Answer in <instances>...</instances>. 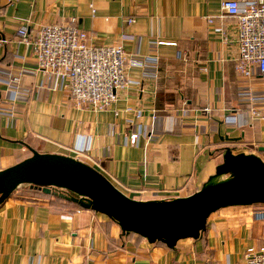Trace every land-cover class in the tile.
<instances>
[{
    "label": "crops",
    "instance_id": "1",
    "mask_svg": "<svg viewBox=\"0 0 264 264\" xmlns=\"http://www.w3.org/2000/svg\"><path fill=\"white\" fill-rule=\"evenodd\" d=\"M222 2L0 0V109H7L0 110V170L32 149L64 154L90 164L128 196L150 200L201 189L226 147L264 159V120L251 116L240 94L249 88L238 84L236 19L221 15ZM73 18L92 44H121L147 62L129 65L131 85L105 111L79 107L68 90L56 89L31 47L18 40L20 25L35 36ZM21 72V83L8 82ZM255 80L252 90L261 97L264 86ZM231 113L239 126L224 122ZM24 186L0 205V264H242L249 247L264 248V205L221 208L199 238L170 246Z\"/></svg>",
    "mask_w": 264,
    "mask_h": 264
},
{
    "label": "water",
    "instance_id": "2",
    "mask_svg": "<svg viewBox=\"0 0 264 264\" xmlns=\"http://www.w3.org/2000/svg\"><path fill=\"white\" fill-rule=\"evenodd\" d=\"M24 184L47 193L54 187L64 189L68 194L61 195L67 200L105 214L124 232L136 233L150 243L175 246L182 239L199 238L211 214L221 208L264 204V159L226 147L216 172L198 191L172 199L139 200L78 158L32 149L31 156L0 170V205Z\"/></svg>",
    "mask_w": 264,
    "mask_h": 264
},
{
    "label": "built area",
    "instance_id": "3",
    "mask_svg": "<svg viewBox=\"0 0 264 264\" xmlns=\"http://www.w3.org/2000/svg\"><path fill=\"white\" fill-rule=\"evenodd\" d=\"M221 15L236 19L238 84L241 88H249L240 94L246 98L251 116L264 120V91L258 97L252 90L256 85L255 77L260 78L264 86V0H223ZM206 19L217 26L213 16ZM75 23L73 18L70 22L45 25L35 36L26 25H20L17 27L18 40L31 47L39 68L56 89L68 90L79 107L105 111L131 85L129 65H146L147 62L139 55H129L121 44H92L87 32ZM124 38L134 37L125 35ZM21 75L22 72L7 80L9 83H21ZM0 110L7 113L4 107ZM8 113L14 118L13 111ZM142 115L138 110L137 120ZM224 122L233 126L241 124L239 115L232 113L225 116ZM129 139L136 145L139 133H131ZM242 264H264V248L249 247Z\"/></svg>",
    "mask_w": 264,
    "mask_h": 264
},
{
    "label": "trees",
    "instance_id": "4",
    "mask_svg": "<svg viewBox=\"0 0 264 264\" xmlns=\"http://www.w3.org/2000/svg\"><path fill=\"white\" fill-rule=\"evenodd\" d=\"M29 186L31 188H33V189L40 190V192L42 194H44V195H47V196H55V198L67 200L64 196L61 195L62 193L63 194H68V192L65 191L64 189H59V188L54 187V188H52V192L51 193H47L43 189H41L39 186H31V185H29ZM68 202H72V203L76 204L78 207L83 208L81 205H79L78 203H75V202H73L71 200H68ZM254 205H264V204L259 203V204H254ZM128 233H130V232H128ZM157 243H163V242H157Z\"/></svg>",
    "mask_w": 264,
    "mask_h": 264
},
{
    "label": "rangeland",
    "instance_id": "5",
    "mask_svg": "<svg viewBox=\"0 0 264 264\" xmlns=\"http://www.w3.org/2000/svg\"><path fill=\"white\" fill-rule=\"evenodd\" d=\"M248 131V130H247ZM226 178V177H225ZM24 187H26V186H24V185H21L18 189H20V188H24Z\"/></svg>",
    "mask_w": 264,
    "mask_h": 264
},
{
    "label": "bare ground",
    "instance_id": "6",
    "mask_svg": "<svg viewBox=\"0 0 264 264\" xmlns=\"http://www.w3.org/2000/svg\"><path fill=\"white\" fill-rule=\"evenodd\" d=\"M222 178H224V177H222Z\"/></svg>",
    "mask_w": 264,
    "mask_h": 264
}]
</instances>
